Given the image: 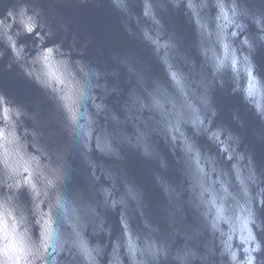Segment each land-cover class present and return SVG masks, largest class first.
Returning a JSON list of instances; mask_svg holds the SVG:
<instances>
[{
    "label": "clouds",
    "instance_id": "clouds-1",
    "mask_svg": "<svg viewBox=\"0 0 264 264\" xmlns=\"http://www.w3.org/2000/svg\"><path fill=\"white\" fill-rule=\"evenodd\" d=\"M41 2L0 0V70L15 66L51 105L45 114L0 89V264H264V169L240 133L217 122L214 101V90L226 88L264 125V73L255 59L264 48V7L256 6L264 0H108L162 77L118 53V66L102 70L84 58L88 40ZM169 6L193 26L199 62L165 24ZM121 68L129 85L123 115L108 103L123 92ZM232 119L245 126L238 109ZM161 142L179 182L166 175ZM126 150L158 162L166 230L117 163ZM73 153L87 189L72 186ZM109 211L119 214L116 236Z\"/></svg>",
    "mask_w": 264,
    "mask_h": 264
},
{
    "label": "water",
    "instance_id": "water-1",
    "mask_svg": "<svg viewBox=\"0 0 264 264\" xmlns=\"http://www.w3.org/2000/svg\"><path fill=\"white\" fill-rule=\"evenodd\" d=\"M41 6L49 10L54 15L62 16L69 22L70 33L75 31L81 43L86 39L88 46L85 53V59L99 66L102 70L117 67L113 61V54L133 55L140 58L143 63L147 64L148 71L151 75L163 76L160 64L155 60L147 46L129 37L120 24L119 13L111 6L108 0H93L87 4H78L75 0L70 2L56 3L55 0H42ZM256 6L264 7V4ZM133 9L139 13V3L132 5ZM165 24L169 30L174 31L179 37L181 48L188 51L190 55L199 62L200 58L194 48L195 32L193 26L188 23L183 9L174 10L169 6L166 12L161 13ZM63 33L60 32L55 37V42L61 39ZM25 41H31L32 37H24ZM256 62L259 69L264 73V48H261L256 54ZM7 61V55L5 61ZM127 74L123 68L120 69L119 86L123 92L118 96L113 94L108 103L121 115V104L125 98V93L129 85L126 83ZM116 80L110 78V83ZM0 89H3L9 96L14 97L18 102L25 103L29 106H39L42 113H47L51 107L50 103L45 100L41 90L32 82L24 78L19 71L13 67L12 71L0 70ZM214 101L219 109L217 122H222L231 126L239 132L244 138V144L254 153L257 166L264 169V125L247 110L242 104L239 96L230 95L227 89L216 88L214 90ZM239 110L241 119L245 121V126L241 128L233 119L232 114ZM204 146L208 145L204 138L200 139ZM160 148L168 157L169 169L166 175L179 182L182 177L175 163L174 158L168 152L167 146L162 142ZM99 158V157H98ZM70 162L75 170L73 177V187L87 189L88 177L82 162L77 154L73 153L69 157ZM108 163H113L108 161ZM119 163L127 172L130 179L139 184L143 190L146 201V213L154 222L160 224L161 228L167 229L165 219L166 198L156 185L154 180V170H159L158 162L147 160L139 153L126 150L125 159ZM118 211H109L107 213L108 221L113 228V236L119 234L121 227L118 219ZM189 221L193 220L189 213ZM134 226L138 229L142 227L139 216L133 221ZM103 239V237H101Z\"/></svg>",
    "mask_w": 264,
    "mask_h": 264
}]
</instances>
